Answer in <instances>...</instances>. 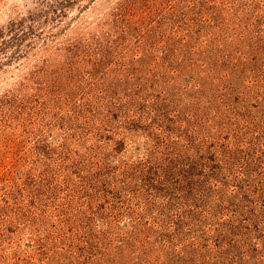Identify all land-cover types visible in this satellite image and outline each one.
<instances>
[{
  "label": "rangeland",
  "instance_id": "374dc122",
  "mask_svg": "<svg viewBox=\"0 0 264 264\" xmlns=\"http://www.w3.org/2000/svg\"><path fill=\"white\" fill-rule=\"evenodd\" d=\"M0 264H264V0H0Z\"/></svg>",
  "mask_w": 264,
  "mask_h": 264
},
{
  "label": "trees",
  "instance_id": "16d2710c",
  "mask_svg": "<svg viewBox=\"0 0 264 264\" xmlns=\"http://www.w3.org/2000/svg\"><path fill=\"white\" fill-rule=\"evenodd\" d=\"M180 172V171H179ZM176 180L178 181V182H180V178H178V177H176ZM198 184V183H197ZM197 184H196V186H197ZM180 185L181 186H183L184 187V185H182L181 183H180ZM193 202H194V200H193ZM171 223H172V221H171ZM171 225V224H170ZM180 225H177L176 227H179ZM236 227H238V226H235V227H232V229H234V228H236ZM175 228V227H174ZM187 229H188V231H190L191 229H192V226H188V227H186ZM175 230H172V233L174 232ZM227 231L229 232V234H230V230L229 229H227Z\"/></svg>",
  "mask_w": 264,
  "mask_h": 264
}]
</instances>
